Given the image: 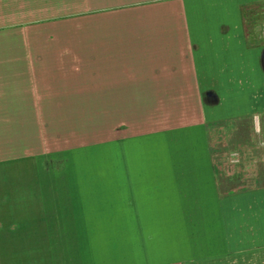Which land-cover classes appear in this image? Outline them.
Instances as JSON below:
<instances>
[{"label":"crops","instance_id":"obj_1","mask_svg":"<svg viewBox=\"0 0 264 264\" xmlns=\"http://www.w3.org/2000/svg\"><path fill=\"white\" fill-rule=\"evenodd\" d=\"M257 121L264 0H0V264H137L138 190L144 262L264 264Z\"/></svg>","mask_w":264,"mask_h":264},{"label":"rangeland","instance_id":"obj_2","mask_svg":"<svg viewBox=\"0 0 264 264\" xmlns=\"http://www.w3.org/2000/svg\"><path fill=\"white\" fill-rule=\"evenodd\" d=\"M258 122L259 121H257L255 128H257V125L259 126V128H261L260 124H258ZM236 127H237V124L232 126V127H225L224 129H222L223 131L226 130L225 132L217 134V142L219 140H222L225 143L222 146H220L219 143H217L216 147L214 148V153L218 152V154H216V155L219 157V159L222 158L224 160V159H226L227 155L229 157H231V153L233 154V153L237 152V150L233 146L234 142L225 140L226 132L228 131L227 135L233 134V132L235 130L234 128H236ZM237 128H244V127H242V125H240ZM147 129H150V128H147ZM156 129H159V128H156ZM107 135L108 134L106 133L105 137ZM262 139H263V136H260L259 137V143H261ZM226 153H227V155H226ZM156 167H157V165H156ZM233 167L234 168L232 169L231 166L228 167L225 164H223V166H222V168H223L222 170H224V171L220 174L221 176L219 177V186H220L221 192L223 194L228 193L232 190L237 191V188L239 189V187L243 184H245L246 188L253 187L252 183H254V182H252V180H249V178L244 180L243 175H241V173L239 171V170H242L243 164L238 162ZM157 169H158V171L161 170L159 168H157ZM158 175H160V174H158ZM161 179H163V178H158V177L154 178L156 183L162 182ZM156 189L160 190V191H164V189L159 187V186H156ZM137 194H138V196L135 197V204L138 208L137 220L141 221V222H138V228L136 230L137 231V242H138V244H137L138 263L137 264H147V263L150 264V263H152L150 261L144 262L145 255H143V254L146 252H149V250L150 251L152 249L155 250V249H157V247H162L158 244L156 245L155 242H160L162 240H163L162 242H176L178 240L180 241V236H181V239L184 241L186 236L189 235L190 230L189 229L180 230V229H177L175 226H170L169 227L170 229H168V230L166 228H162V229L143 228L144 224H147L145 222V214L141 210V207L144 209L146 206L144 203L145 197L142 195V191H140V190L137 191ZM149 202H150V200H149ZM182 215L184 216V214H180V212H173V213L169 214L168 218L170 219V221H174V222L176 221L177 225H179V223L177 221H179L180 224L186 222V219H184L183 221H182V219H180V216H182ZM201 216L205 217V213L201 214ZM111 230L105 229L104 230L105 234L101 236L102 237L101 240L104 241L105 246H108V245L111 246L110 244L112 241L108 238V235L111 234L110 233ZM112 231H113L114 237H115V235L117 236V240L123 241L122 240L123 237L127 238V234H124V232H126L127 230H117L116 229V230H112ZM172 246H176V245L174 244ZM78 256H79V252H78ZM78 262H80V261H78Z\"/></svg>","mask_w":264,"mask_h":264},{"label":"built area","instance_id":"obj_3","mask_svg":"<svg viewBox=\"0 0 264 264\" xmlns=\"http://www.w3.org/2000/svg\"><path fill=\"white\" fill-rule=\"evenodd\" d=\"M257 131H258V133H259V135L260 136H263L262 134H261V132H260V129H259V126L257 125ZM260 147H261V149L264 151V136H263V139H262V141H261V143H260Z\"/></svg>","mask_w":264,"mask_h":264}]
</instances>
